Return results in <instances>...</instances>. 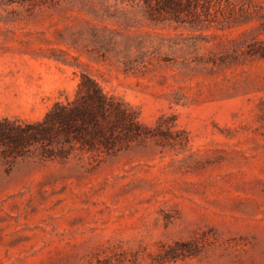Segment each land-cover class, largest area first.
I'll return each instance as SVG.
<instances>
[{"label": "rangeland", "instance_id": "obj_1", "mask_svg": "<svg viewBox=\"0 0 264 264\" xmlns=\"http://www.w3.org/2000/svg\"><path fill=\"white\" fill-rule=\"evenodd\" d=\"M201 2L0 0V119L86 73L166 136L0 164V264H264V0Z\"/></svg>", "mask_w": 264, "mask_h": 264}, {"label": "trees", "instance_id": "obj_2", "mask_svg": "<svg viewBox=\"0 0 264 264\" xmlns=\"http://www.w3.org/2000/svg\"><path fill=\"white\" fill-rule=\"evenodd\" d=\"M143 1L148 6L153 1L157 8L167 12L187 10L191 2L195 8L198 4V0ZM200 4L207 12L211 7L219 12L223 8L222 0H202ZM227 4L225 8L231 10L232 4ZM253 13L264 23V13L260 14L259 10ZM246 14L247 11L243 13ZM161 127V120L154 126L143 123L133 106L108 94L92 76L82 73L74 97L55 101L40 119H0V164L8 170L17 160L35 156L43 161L86 159L94 167L106 157L148 139L162 142L166 136Z\"/></svg>", "mask_w": 264, "mask_h": 264}]
</instances>
